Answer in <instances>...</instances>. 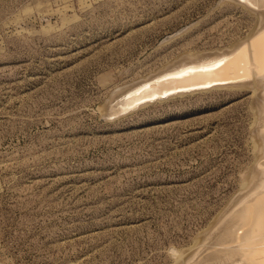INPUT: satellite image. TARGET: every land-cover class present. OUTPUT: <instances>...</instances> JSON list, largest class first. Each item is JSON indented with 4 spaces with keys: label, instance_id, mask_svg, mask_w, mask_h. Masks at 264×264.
Returning a JSON list of instances; mask_svg holds the SVG:
<instances>
[{
    "label": "rangeland",
    "instance_id": "1",
    "mask_svg": "<svg viewBox=\"0 0 264 264\" xmlns=\"http://www.w3.org/2000/svg\"><path fill=\"white\" fill-rule=\"evenodd\" d=\"M246 9L0 0V263L176 264L196 240L209 248L214 220L251 192L253 83L121 115L109 101L187 53L246 40L257 22Z\"/></svg>",
    "mask_w": 264,
    "mask_h": 264
},
{
    "label": "bare ground",
    "instance_id": "2",
    "mask_svg": "<svg viewBox=\"0 0 264 264\" xmlns=\"http://www.w3.org/2000/svg\"><path fill=\"white\" fill-rule=\"evenodd\" d=\"M236 1L247 9H252H248L250 12L254 10L253 13H256V28L246 40L243 39L229 49L219 52L187 53L182 59H178L179 61L165 66L158 74L153 73L155 76L150 75V78H145L147 80L118 90L112 101H109L115 103L112 109L115 111L116 108V112H119L116 114L121 115L145 101L158 97H174V94H193L194 91H210L222 87L227 89L225 86L232 89V86L253 83L251 90L255 92L252 108L255 114L254 139L256 138V151L259 154L256 156L255 170L248 174L242 187V191L251 192L248 195H243V192V196H240V193L238 198L233 200L232 206L235 207L226 209L225 211H229L224 212L217 222L214 220V229L208 230L214 231L210 234L207 231L209 235L204 236L209 242L207 247L212 248L209 253L204 254L209 249L207 247L206 251H200L201 245L199 248L197 245L201 242L196 240L197 247L192 246L195 248H191L192 253L191 249L172 252L173 256H177L176 264H184L186 260H182L188 253L189 264H264V6L260 0ZM250 77H253V81L248 80ZM113 113H109L110 118H114ZM202 237L200 240H203Z\"/></svg>",
    "mask_w": 264,
    "mask_h": 264
},
{
    "label": "water",
    "instance_id": "3",
    "mask_svg": "<svg viewBox=\"0 0 264 264\" xmlns=\"http://www.w3.org/2000/svg\"><path fill=\"white\" fill-rule=\"evenodd\" d=\"M175 95V94H174ZM170 96H172V95H170ZM167 97H169V96H167ZM163 98H166V97H161V98H155V99H152V100H148V101H145V102H153V101H155V100H157V99H163ZM145 102H143V103H145ZM143 103H141V104H143ZM140 104V105H141ZM136 108V107H135ZM135 108H133V109H135Z\"/></svg>",
    "mask_w": 264,
    "mask_h": 264
},
{
    "label": "snow or ice",
    "instance_id": "4",
    "mask_svg": "<svg viewBox=\"0 0 264 264\" xmlns=\"http://www.w3.org/2000/svg\"><path fill=\"white\" fill-rule=\"evenodd\" d=\"M262 6H264V0H260Z\"/></svg>",
    "mask_w": 264,
    "mask_h": 264
}]
</instances>
